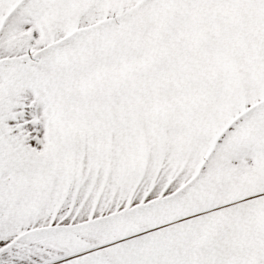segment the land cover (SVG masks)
Instances as JSON below:
<instances>
[{
  "label": "snow or ice",
  "instance_id": "obj_1",
  "mask_svg": "<svg viewBox=\"0 0 264 264\" xmlns=\"http://www.w3.org/2000/svg\"><path fill=\"white\" fill-rule=\"evenodd\" d=\"M0 264H264V0H0Z\"/></svg>",
  "mask_w": 264,
  "mask_h": 264
}]
</instances>
